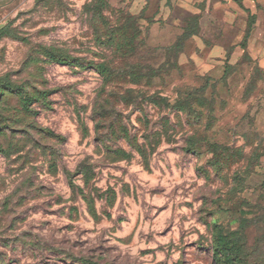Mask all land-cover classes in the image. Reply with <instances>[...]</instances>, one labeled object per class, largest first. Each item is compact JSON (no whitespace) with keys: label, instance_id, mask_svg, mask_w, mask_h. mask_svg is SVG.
<instances>
[{"label":"rangeland","instance_id":"374dc122","mask_svg":"<svg viewBox=\"0 0 264 264\" xmlns=\"http://www.w3.org/2000/svg\"><path fill=\"white\" fill-rule=\"evenodd\" d=\"M137 1L0 0V264H264V68Z\"/></svg>","mask_w":264,"mask_h":264},{"label":"crops","instance_id":"0c3cea01","mask_svg":"<svg viewBox=\"0 0 264 264\" xmlns=\"http://www.w3.org/2000/svg\"><path fill=\"white\" fill-rule=\"evenodd\" d=\"M240 1L246 10L235 0H208L204 11L197 10L200 19L199 32L218 36L213 50H225V46L232 41L228 36L232 33L242 42L248 31L250 16L254 15L246 45L252 51L253 58L264 68V10L259 9L260 5L264 7V0ZM202 44L205 46V43Z\"/></svg>","mask_w":264,"mask_h":264},{"label":"trees","instance_id":"16d2710c","mask_svg":"<svg viewBox=\"0 0 264 264\" xmlns=\"http://www.w3.org/2000/svg\"><path fill=\"white\" fill-rule=\"evenodd\" d=\"M236 2H238L242 8H244L246 10V8L243 6L242 2L240 0H235ZM116 14L114 21H112L110 18L104 19L106 20V24H109V20H111L110 22H113L110 24V26H108V30H110L108 32V40L115 42L117 47V51H119V53H123L124 49L126 48V46L129 45L128 48V52L131 55L135 54L136 51V45H135V41L138 37V30L137 28L134 27L133 23L131 22L132 16L130 14H126L124 12H122L121 10H116ZM118 15V16H117ZM254 23V15L250 16V24L248 26V31L247 34L244 36V39L242 40L241 44L246 45L247 39L249 37L252 25ZM126 24H128L129 28L131 29V34L126 35ZM126 25V26H125ZM133 25V27H132ZM128 43V44H127ZM98 68L100 69L101 73L105 76L107 75V77H109L110 75H112V70L109 68L108 65H106L105 63H102L101 65H98ZM106 81H109L111 79H107L105 78ZM54 136H58L56 134H53Z\"/></svg>","mask_w":264,"mask_h":264}]
</instances>
